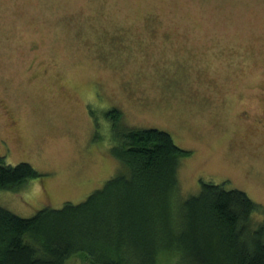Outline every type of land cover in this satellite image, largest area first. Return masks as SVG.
I'll list each match as a JSON object with an SVG mask.
<instances>
[{
	"label": "rangeland",
	"instance_id": "1",
	"mask_svg": "<svg viewBox=\"0 0 264 264\" xmlns=\"http://www.w3.org/2000/svg\"><path fill=\"white\" fill-rule=\"evenodd\" d=\"M113 107L191 152L181 201L205 181L264 207V0H0V157L40 173L2 207L79 203L123 172Z\"/></svg>",
	"mask_w": 264,
	"mask_h": 264
},
{
	"label": "trees",
	"instance_id": "2",
	"mask_svg": "<svg viewBox=\"0 0 264 264\" xmlns=\"http://www.w3.org/2000/svg\"><path fill=\"white\" fill-rule=\"evenodd\" d=\"M106 116L123 172L79 203L32 216L0 205V264H66L73 254L87 264H264L263 206L238 188L205 181L181 201L177 170L191 152L163 130L123 127L115 107ZM39 175L29 162L0 157V190Z\"/></svg>",
	"mask_w": 264,
	"mask_h": 264
}]
</instances>
